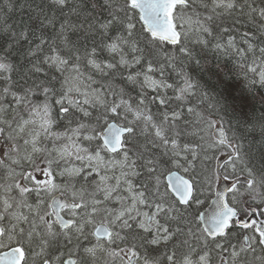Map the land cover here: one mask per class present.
<instances>
[{"label":"snow or ice","instance_id":"snow-or-ice-1","mask_svg":"<svg viewBox=\"0 0 264 264\" xmlns=\"http://www.w3.org/2000/svg\"><path fill=\"white\" fill-rule=\"evenodd\" d=\"M0 264H264V0H0Z\"/></svg>","mask_w":264,"mask_h":264}]
</instances>
